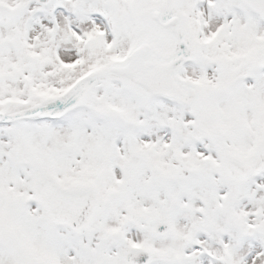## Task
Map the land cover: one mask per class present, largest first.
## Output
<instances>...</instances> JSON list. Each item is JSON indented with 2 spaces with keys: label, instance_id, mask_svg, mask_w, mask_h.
Listing matches in <instances>:
<instances>
[{
  "label": "snow or ice",
  "instance_id": "obj_1",
  "mask_svg": "<svg viewBox=\"0 0 264 264\" xmlns=\"http://www.w3.org/2000/svg\"><path fill=\"white\" fill-rule=\"evenodd\" d=\"M0 264H264V0H0Z\"/></svg>",
  "mask_w": 264,
  "mask_h": 264
}]
</instances>
